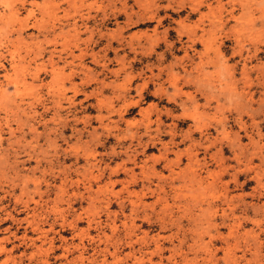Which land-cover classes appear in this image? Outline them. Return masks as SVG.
I'll use <instances>...</instances> for the list:
<instances>
[{"label":"rangeland","instance_id":"1","mask_svg":"<svg viewBox=\"0 0 264 264\" xmlns=\"http://www.w3.org/2000/svg\"><path fill=\"white\" fill-rule=\"evenodd\" d=\"M0 264H264V0H0Z\"/></svg>","mask_w":264,"mask_h":264}]
</instances>
